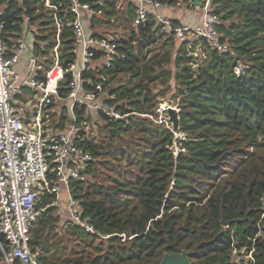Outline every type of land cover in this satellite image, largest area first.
I'll use <instances>...</instances> for the list:
<instances>
[{"label": "trees", "instance_id": "1", "mask_svg": "<svg viewBox=\"0 0 264 264\" xmlns=\"http://www.w3.org/2000/svg\"><path fill=\"white\" fill-rule=\"evenodd\" d=\"M51 1L60 19L73 17L72 0ZM81 1L93 8V27L115 16L129 22L128 34L115 40L117 55L106 75L83 72L84 91L102 83L115 95L107 103L128 115L113 121L115 134L103 112L98 127L105 133L77 134L94 160L89 180L73 182L72 193L95 232L71 221L60 225L56 207H46L31 225L30 246L39 264H159L166 252L183 249L192 264H264V0L212 1L227 52L201 38L179 43L159 32L153 16L135 25L133 2L121 10L119 0ZM160 1L194 6L196 0ZM54 12L45 0H7L1 16L7 55L27 33L34 37L33 55L51 65L57 44ZM59 53L69 70L78 57L70 26L62 28ZM104 55L95 49V59ZM172 62L175 70L167 66ZM68 81L66 76L61 95L68 93ZM159 83L166 88L154 92ZM170 90L181 136L146 116H157L160 99ZM75 109L87 126L86 106ZM65 110L53 120L57 130L67 126ZM103 167L110 172L106 177ZM54 199L43 196V206ZM0 242L6 246L2 233ZM0 264H7L1 246Z\"/></svg>", "mask_w": 264, "mask_h": 264}, {"label": "built area", "instance_id": "2", "mask_svg": "<svg viewBox=\"0 0 264 264\" xmlns=\"http://www.w3.org/2000/svg\"><path fill=\"white\" fill-rule=\"evenodd\" d=\"M6 1L0 0V233L4 235L7 243L4 246L0 242V246L7 264H13L17 259L20 264H39L38 254L34 253L30 246L31 225L43 216L46 207L57 205V202L53 201L43 206V196L58 194L63 186L68 194L71 222L88 232H95L90 219L83 217L80 203L72 193L73 182L89 180L87 170L94 160L92 152L81 147L76 140L81 130H86L90 135V126L84 127L79 122L76 106H86V117L89 111L96 110L105 113L110 121L126 118L128 114L123 115L114 105L107 103V99L112 100L115 95L105 92L102 83H98L95 90L84 91L83 72L95 69L98 72L104 71L106 75V69L112 66L117 55L115 40L87 34L84 19L86 15L93 14L90 3L72 0L70 12L73 17L63 20L56 13L58 6L51 0H45V6L55 10L57 44L53 48V62L45 67L39 57L32 55L28 64L29 75L23 77L16 66L26 53L29 42L25 34L19 36L12 53L7 55L8 49L3 40L5 26L1 17ZM132 2L135 6V25L153 16L159 32L173 37L179 43L201 38L221 52L230 49L229 44L222 41V34L217 28L219 16L211 10L202 24L193 25L177 23L161 14L160 0ZM64 25L73 28L78 52V57L69 70L65 69L59 58L60 34ZM95 49L105 53V63L102 66L96 67L93 63L96 60ZM78 58L80 67H77ZM242 70L243 66L236 72L240 73ZM68 74L70 77L65 86L68 93L61 95V84ZM24 87L32 88L38 93V112L35 120L31 122L22 119L15 108V96ZM55 100L68 102L70 119L68 128L58 133L45 129L43 120L45 107L53 104ZM170 107L179 111L176 103L159 102L156 108L157 116H146L156 123L163 124L157 118L160 113L168 114ZM170 124L169 128L173 131L171 121ZM237 264L244 262L240 260Z\"/></svg>", "mask_w": 264, "mask_h": 264}, {"label": "crops", "instance_id": "3", "mask_svg": "<svg viewBox=\"0 0 264 264\" xmlns=\"http://www.w3.org/2000/svg\"><path fill=\"white\" fill-rule=\"evenodd\" d=\"M132 2V0H119V7L121 10H123L126 7V3ZM210 10L209 5L202 6L201 2L199 5L194 4L192 5H186L184 3H177V4H164L162 3V6L160 7L159 11L161 14L164 16H167L169 18H172L175 22L177 23H184V24H202L207 16L208 11ZM91 15H86L84 19V26L87 31L88 35L94 36L95 32H98L97 29H93V26L91 25L90 22V16ZM28 27V26H27ZM32 30V29H31ZM28 32V31H27ZM25 36L29 42V47L26 51V53L22 56L20 62L16 66L17 71L23 76L27 77L29 75V60L30 57L33 55V52L31 51V39L34 38L31 34L25 33ZM103 37L109 38L116 40L112 37H109L107 35H104ZM80 55V53H79ZM80 57V56H79ZM94 65L97 66H102L105 63V58L101 57L99 59H96L94 62ZM46 67L47 65L44 64ZM77 67H80V58L77 60ZM16 102H15V108L17 114L24 120H27L28 122H31L35 120V117L38 112V93L37 91L33 90L32 88L29 87H24L20 93L16 94ZM59 100H55V102L48 107H45L44 112L45 114L43 115V120L45 122V129H48L49 131H52L54 133L62 132L65 129L68 128L70 125V119H68L67 126L65 129L57 130L55 129V125L57 123H53L54 118H52V114L57 113V109L59 107L57 106ZM67 106V103L65 102V107ZM68 112V110H67ZM90 115L88 117H91V120H95L99 117V112L96 110H91L89 111ZM68 115V113H67ZM99 122V121H98ZM87 126H92L88 123ZM95 127V125H94ZM96 136V134H95ZM56 195V199L53 201L57 202L56 210L61 208V210H64L65 214L67 217L61 221V224L64 222L71 221L70 219V214L68 211V194L66 189L62 186L61 191ZM61 213V212H60ZM59 215V214H58Z\"/></svg>", "mask_w": 264, "mask_h": 264}, {"label": "rangeland", "instance_id": "4", "mask_svg": "<svg viewBox=\"0 0 264 264\" xmlns=\"http://www.w3.org/2000/svg\"><path fill=\"white\" fill-rule=\"evenodd\" d=\"M202 1L205 2L204 3L205 5L206 4L209 5L210 10L215 8V6L212 4V1L213 0H202ZM116 18H119V17L115 16L111 21H106V22H102L101 24H96L93 27V29H97L99 33L104 34V35H107V36L112 37L114 39H117V38H119L121 36H125L129 32V27H130L129 26V22H126L123 19H116ZM196 55H200L199 51H197ZM167 66L169 68H171L172 70H175L174 69L175 68V64L173 62L170 65H167ZM124 79H126V76H125ZM165 88H166V86H163V85H161L159 83V84H157V85L154 86L153 91L154 92H160L161 90H164ZM172 94H173V91L170 90L164 98H161L160 99V102H168V103L170 102V103H176L177 104V102L172 98ZM66 103L68 104V102H66ZM57 106L59 107V109H57V113L54 116V119H56V120L59 119L60 115L62 114L63 109H66L65 111H66V113H68L67 112V106L65 107V101H59L58 104H57ZM159 115L160 116H158L157 119L158 120H161V122H163V124H165L166 127H168V128H169V126L171 127L170 121L168 119L167 112L160 113ZM99 123H101L100 118H97L95 120L92 119L89 122V124L92 126V128L90 127V129H88V130L89 131L90 130L93 131L94 134H98L100 132L101 133H105V131L104 132L102 130L99 131L100 130L99 127H98L99 126ZM94 125H95V127H94ZM176 134L178 136H181L178 133H176ZM175 146H176V150H177L178 149L177 142H175ZM102 171L104 172L105 177L108 174H110V172L105 167L102 168ZM55 214H59V216L61 218V221L64 220L67 217V215L65 214L64 210H61V208L60 209L58 208L55 211ZM60 225H61V222H60Z\"/></svg>", "mask_w": 264, "mask_h": 264}, {"label": "water", "instance_id": "5", "mask_svg": "<svg viewBox=\"0 0 264 264\" xmlns=\"http://www.w3.org/2000/svg\"><path fill=\"white\" fill-rule=\"evenodd\" d=\"M200 1L196 0L195 4L199 5ZM70 77V74H68ZM168 115L170 121L173 123V131L178 132L179 130V115L178 111L174 107H170L168 109ZM110 131L112 134L116 133V129L113 127V121H110L109 123ZM229 224L228 222L225 223V225ZM159 264H192L189 252L187 249H183L181 252L177 253H169L166 252Z\"/></svg>", "mask_w": 264, "mask_h": 264}]
</instances>
